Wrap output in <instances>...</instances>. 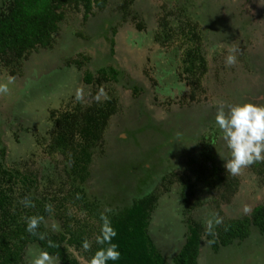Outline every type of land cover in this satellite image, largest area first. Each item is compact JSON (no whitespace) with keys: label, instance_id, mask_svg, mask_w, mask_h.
Returning a JSON list of instances; mask_svg holds the SVG:
<instances>
[{"label":"rangeland","instance_id":"rangeland-1","mask_svg":"<svg viewBox=\"0 0 264 264\" xmlns=\"http://www.w3.org/2000/svg\"><path fill=\"white\" fill-rule=\"evenodd\" d=\"M122 4L123 0H106V7L94 6L87 14L67 8L47 45H37L21 57L9 55V63L0 59V81L15 77L9 94L0 95L3 161L35 174L39 190L43 185L69 193L74 184L103 211L154 192L148 233L171 264L184 242L187 218L205 226L212 220L214 227L217 216L225 220L248 215L253 209L249 205L264 200V176L253 164L230 175L234 183L228 187L224 180H202L214 171L203 153L220 151L216 165L224 171L230 157L215 122L217 107L264 105V0H130L128 15ZM107 9L115 23L103 21ZM187 36L200 50H187ZM229 44L238 48V62L232 67L224 63ZM185 55H190L191 69H186ZM100 65L114 66L116 80L99 77ZM109 97L114 98L112 113L88 146L89 162L75 176L67 174L66 156L46 149L57 131V113L68 110L75 115ZM71 165H76L74 159ZM181 180L194 184L186 201L181 198ZM54 211L43 221L51 230L53 220L60 221ZM81 214L82 222L94 224L89 241L98 221H91L85 209ZM40 251L37 244H28L26 264H32ZM74 254L86 264L87 258ZM197 263L264 264V233L251 226L244 239L216 251L204 234Z\"/></svg>","mask_w":264,"mask_h":264},{"label":"trees","instance_id":"trees-1","mask_svg":"<svg viewBox=\"0 0 264 264\" xmlns=\"http://www.w3.org/2000/svg\"><path fill=\"white\" fill-rule=\"evenodd\" d=\"M105 5L106 0H3L0 5V59L3 61L6 59L9 63L13 59L9 55L21 57L24 52L37 45H47L53 33L58 29V23L63 19L64 11L67 8L76 7L84 10L87 14L92 13L94 6L103 9L106 7ZM129 6L130 0H123L122 8L125 15L129 14ZM106 11L108 13L103 14V21L108 23L115 21L112 11L109 9ZM119 18L122 19V16L119 15ZM101 28L104 29L103 24ZM191 40L193 39L189 40L188 36L184 38V42L188 45L187 50L194 48ZM194 49L200 50V46ZM189 56H183V61L185 59L189 61L186 69H191L192 65ZM203 59L200 54V61ZM96 70L99 77L108 80H116L118 75V70L112 65H100ZM86 76L91 78L90 72H87ZM134 90L137 92L138 88L134 87ZM113 105L114 98L109 97L106 101L92 104L89 109L75 115H72L68 110L58 113L53 111L54 114H59L56 116L57 131L52 134L50 142H47L46 149L48 152L62 153L66 156L67 174L71 172V175L75 176L77 171L83 170L82 167L89 162L88 146L96 140L102 131L105 119L108 114L112 113ZM141 114L146 116L147 112L141 110ZM204 118H206L204 115L199 116L198 122L204 121ZM176 123L180 126L179 120ZM149 124L150 120L144 122L143 128H148ZM145 131L148 132V130ZM185 133H189L188 130ZM212 133H216V131L213 130ZM165 135L163 133V136ZM211 140L213 139L211 138ZM64 149L70 150L71 155L68 156ZM219 153L218 151L203 153L205 158L209 159L214 171L213 175L204 177L202 180L212 184H216L218 180H224L227 184L225 186L228 187L234 181L230 177L231 174L224 171L218 164L216 165ZM4 155L5 147L0 144V264H26L25 248L31 243L37 244L50 255L57 256L60 264H84L75 256L74 251L89 259L96 250L107 247L106 244L100 245L95 241V237L100 234L102 223L100 215L104 211L99 210L96 202H92L85 196L84 190L74 184L73 191H69V193L65 192L64 188L50 191L49 186L44 187L43 185L39 190L37 176L9 167L3 161ZM71 159H74L76 165H71ZM253 165L264 176V162H257ZM172 175H176V173L172 172ZM181 182L184 188L181 198L186 201L187 197L193 193L194 184H188L182 180ZM17 184L19 185L15 186ZM61 186H64L63 182ZM142 188L140 187V190ZM57 192L60 195H57ZM75 192L80 195L73 194ZM155 196L154 192H147L142 196L134 197L132 203L120 207L117 205L111 212L105 213L117 231L113 243L118 245V250L121 253L119 260H110L107 264H170L148 233ZM25 197L30 199L35 207H25L21 204L20 201ZM49 203L55 207L53 209H56L54 212L60 220V230L48 229L41 222L36 229V235L27 232L25 218L33 215L46 217L50 212H46L44 206ZM81 209L89 212L92 217L91 221L94 217L98 221L96 234L93 233V237L89 240L91 250L87 252L83 250L82 242L85 239L88 240L92 234L91 228L94 229V224L82 222ZM77 210L80 213L76 212ZM251 226L264 233V200L257 203L248 215L226 218L223 223L212 227L210 233H206V226L201 220H196L193 217L187 218L184 242L171 257V264H198L200 239L204 234L208 241H213L210 246L212 250L216 251L220 246L244 239ZM88 227L89 230H87ZM41 233L46 234L43 240L39 238ZM49 241L55 246H49Z\"/></svg>","mask_w":264,"mask_h":264},{"label":"clouds","instance_id":"clouds-1","mask_svg":"<svg viewBox=\"0 0 264 264\" xmlns=\"http://www.w3.org/2000/svg\"><path fill=\"white\" fill-rule=\"evenodd\" d=\"M237 47L232 44L227 46V55L224 57V63L227 67L237 64L236 53ZM15 77L7 76L6 82L0 81V95H7L10 92L9 85L14 84ZM227 108V111H225ZM215 122L221 132V138L224 140L230 157L225 160L224 168L231 175L240 174L245 168L257 162H264V105H256L250 102L242 104L224 105L217 107L215 114ZM25 207H35V204L25 197L20 201ZM46 212H53V206L45 204ZM112 209L105 208L100 215L101 226L100 234L95 237V241L101 247L86 261V264H107L108 261H117L121 257L118 245L113 243V239L117 236V231L112 226L109 217L105 214L111 212ZM245 211H248L246 208ZM26 231L32 235H36V229L41 222L44 221L43 216L26 217ZM223 223L219 216L215 219V224ZM213 221H206V233H210ZM51 228L59 231V223L53 220ZM44 233L39 234L40 239L45 238ZM213 241H209L212 243ZM49 246L55 245L49 241ZM84 251L91 250V243L87 239L82 242ZM32 264H59L57 258L51 256L47 251H40Z\"/></svg>","mask_w":264,"mask_h":264},{"label":"flooded vegetation","instance_id":"flooded-vegetation-1","mask_svg":"<svg viewBox=\"0 0 264 264\" xmlns=\"http://www.w3.org/2000/svg\"><path fill=\"white\" fill-rule=\"evenodd\" d=\"M255 205H256V204H255ZM255 205H252V206H251V205H249V206H250V207H251V209H252V208H253ZM239 208H241V207H239ZM238 212H239V213H242V209H238ZM246 212H247V211H245V212H243V213H246ZM240 216H241V215H240Z\"/></svg>","mask_w":264,"mask_h":264}]
</instances>
